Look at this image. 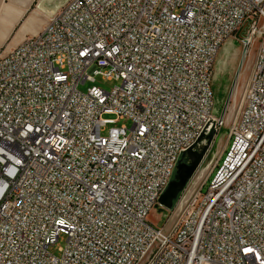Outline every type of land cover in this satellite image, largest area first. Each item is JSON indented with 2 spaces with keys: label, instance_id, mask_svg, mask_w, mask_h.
Wrapping results in <instances>:
<instances>
[{
  "label": "built area",
  "instance_id": "built-area-1",
  "mask_svg": "<svg viewBox=\"0 0 264 264\" xmlns=\"http://www.w3.org/2000/svg\"><path fill=\"white\" fill-rule=\"evenodd\" d=\"M241 41L245 70L214 117L220 45ZM96 76L117 85L77 90ZM105 115L130 129L103 135ZM210 122L228 134L208 179L154 225ZM0 264H264V0H66L7 48Z\"/></svg>",
  "mask_w": 264,
  "mask_h": 264
},
{
  "label": "rangeland",
  "instance_id": "rangeland-1",
  "mask_svg": "<svg viewBox=\"0 0 264 264\" xmlns=\"http://www.w3.org/2000/svg\"><path fill=\"white\" fill-rule=\"evenodd\" d=\"M39 1L42 0H34L31 2V6L27 15L36 14V19H37L36 22L38 24L37 27L41 29V27L44 25L46 21L47 16L45 13L47 11H52L53 9H55L56 6L59 7L60 4L65 2L66 0H43L40 4L41 6L40 5L38 6ZM39 8H41V11H38ZM5 47L0 51V55H3V53L5 52L6 50ZM11 47L12 46H10V48ZM224 55L225 54L223 53L222 59L224 58ZM240 59H241L240 46H236V48L232 50L225 65L223 60L220 59V55L218 54L217 56L216 59L217 62L215 63L214 66V77L211 83L215 108L217 110L216 116H219L221 113L223 104L226 101L228 93L231 89L233 79L235 77V72L239 65ZM220 65H224L223 67L224 72L222 73H220V70H222V68H220ZM242 70H245V64ZM242 76L239 78V81L242 79ZM116 85L117 83L115 81H107L101 78L100 76H96L94 78L93 83L85 82L84 84H80L77 90L81 93H85L87 89L91 87H96L105 92H110L111 89ZM242 85L243 83H237V90H242ZM103 119L112 120V121L116 120V122L106 125V128L103 131V135L106 134V132L110 128L125 127L127 129H130L131 127V121L126 119L117 120V118L113 115H105ZM207 134L208 133L206 131L204 137L200 141L195 143L193 147L192 151L195 152V156H198L200 154L203 155L196 169L187 176V180L185 184L183 186L181 185L176 186L175 194H174V197L176 199L175 203H177L184 194L191 192L193 189H198L201 186H203V182L206 179H208L211 170L215 165V162L218 160L220 156L221 150L224 148L227 142V134H228L227 129H222L218 131L214 129V136L209 139L207 138ZM194 159L195 158L193 156H190L189 159L186 158L185 159L186 164L188 166H191V163L194 161ZM205 190L206 189L204 188L203 193L205 192ZM162 213L166 215V212L162 207H161V212L151 213L149 216L150 221L156 226H161L162 222L160 223V221H162L164 218ZM64 242H65V237L63 235H59L57 242L53 246L47 249L48 253L58 257L59 256L58 248H62L64 246Z\"/></svg>",
  "mask_w": 264,
  "mask_h": 264
},
{
  "label": "crops",
  "instance_id": "crops-1",
  "mask_svg": "<svg viewBox=\"0 0 264 264\" xmlns=\"http://www.w3.org/2000/svg\"><path fill=\"white\" fill-rule=\"evenodd\" d=\"M32 1L34 0H0V51L5 46L6 49L17 46L22 39L40 30L36 14L27 15ZM42 1H39L38 6ZM57 8L56 6L53 10L56 11ZM52 11H47L46 16L52 14Z\"/></svg>",
  "mask_w": 264,
  "mask_h": 264
},
{
  "label": "water",
  "instance_id": "water-1",
  "mask_svg": "<svg viewBox=\"0 0 264 264\" xmlns=\"http://www.w3.org/2000/svg\"><path fill=\"white\" fill-rule=\"evenodd\" d=\"M236 46H238V44L236 45V43L230 42V43H227L221 49L219 55H220V59L223 60L224 65H225L228 57L230 56V53L232 52V50H234V48H236ZM223 53L225 55H224V58L222 59ZM224 65H220V68H222V70H220V73L224 72V69H223ZM213 77H214V75H213ZM212 81H213V79H212ZM216 114H217V110L215 108V103H214L212 115L214 117H217ZM206 131L208 133L207 134L208 139L214 136V127H213V124L211 122L207 125V127L205 128V130L203 131V133L201 134V136L198 138V140L195 143H197L198 141H200L204 137ZM195 143H194V145H195ZM194 145L190 149H188L187 151L183 152L180 155V157L178 158V160L176 162L175 170L172 174V177H171L168 185L166 186V188L164 189V191L162 192V194L160 195V197L158 199L159 206H161L165 210H168V211L173 210V208L176 205V203H175L176 199L174 197L176 186H179V185L183 186L185 184V182L187 180V176L192 171H194L196 169V167L198 166V164L202 158L203 154L195 156V152L192 151ZM190 156H193L195 159L191 163V166H188L186 164L185 159L186 158L189 159Z\"/></svg>",
  "mask_w": 264,
  "mask_h": 264
},
{
  "label": "bare ground",
  "instance_id": "bare-ground-1",
  "mask_svg": "<svg viewBox=\"0 0 264 264\" xmlns=\"http://www.w3.org/2000/svg\"><path fill=\"white\" fill-rule=\"evenodd\" d=\"M239 46L241 48V51H248V41H241V43H239ZM222 47H223V45H220V50ZM244 64H245V62H239L238 70H242V68L244 67ZM242 90H245V83H243V85H242ZM230 95H231V90L228 93L226 101L228 100V98H230ZM154 212H161V206L156 205L153 208V210L151 211V213H154ZM164 216H165V214H163V217ZM160 223H161V221H160Z\"/></svg>",
  "mask_w": 264,
  "mask_h": 264
},
{
  "label": "snow or ice",
  "instance_id": "snow-or-ice-1",
  "mask_svg": "<svg viewBox=\"0 0 264 264\" xmlns=\"http://www.w3.org/2000/svg\"><path fill=\"white\" fill-rule=\"evenodd\" d=\"M247 251H251V250L249 249V250H247Z\"/></svg>",
  "mask_w": 264,
  "mask_h": 264
},
{
  "label": "trees",
  "instance_id": "trees-1",
  "mask_svg": "<svg viewBox=\"0 0 264 264\" xmlns=\"http://www.w3.org/2000/svg\"><path fill=\"white\" fill-rule=\"evenodd\" d=\"M220 161L218 162V165H219Z\"/></svg>",
  "mask_w": 264,
  "mask_h": 264
}]
</instances>
